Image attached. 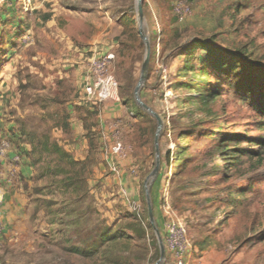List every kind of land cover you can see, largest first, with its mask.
Here are the masks:
<instances>
[{
	"label": "rangeland",
	"instance_id": "obj_1",
	"mask_svg": "<svg viewBox=\"0 0 264 264\" xmlns=\"http://www.w3.org/2000/svg\"><path fill=\"white\" fill-rule=\"evenodd\" d=\"M175 1L142 0L150 57L139 93L162 119L156 137L155 118L133 99L146 49L135 0H0V160L14 170L0 179V264H155L159 244L144 193L153 171L155 224L163 238L165 204L180 214L192 244L190 264H264V147L242 141L245 153L236 157L218 149L226 133L264 138L262 117L253 95L243 97L201 73L208 53L194 45L203 40L223 55L243 54L236 73L249 75L251 85L263 80L264 0H185L192 13L183 21L173 16ZM123 14L133 19V29L122 34ZM109 21L120 32L113 64L121 98L116 105L136 116L126 122L124 136L141 170L137 210L128 208L108 166L104 182L94 180L92 168L87 199L71 203L53 174L65 162L39 143L48 138L74 158L83 151L79 142L74 148L80 133L71 128L80 119L77 106L87 107L78 81L104 51L108 41L97 35L110 31ZM261 85L252 86L254 94L264 90ZM94 111L100 115L101 108ZM100 152L96 148L95 157ZM105 228L117 237L93 256L74 250L98 241ZM160 264H174L166 248Z\"/></svg>",
	"mask_w": 264,
	"mask_h": 264
},
{
	"label": "trees",
	"instance_id": "obj_2",
	"mask_svg": "<svg viewBox=\"0 0 264 264\" xmlns=\"http://www.w3.org/2000/svg\"><path fill=\"white\" fill-rule=\"evenodd\" d=\"M174 16V15H173ZM175 17V16H174ZM119 24L123 27L121 33L123 34L127 29H133L131 23L133 19L123 14L118 19ZM195 46L206 47L208 56L201 63L200 71L202 74H208L209 78H213L216 85L219 83L225 84L227 87H233L240 91L243 97H249L253 95L252 103L254 109L258 116L262 117V120H259L258 123L261 125V131H264V90H260L257 94H254V88L259 89L260 83L264 84L263 80H257L255 83L249 82L250 76L247 74H239L236 73L237 64L236 63H244L243 54L233 53V52H225V54H221L219 49L216 47H209L203 40H196ZM208 83V82H207ZM253 86V87H252ZM209 96L216 97L211 90L209 92ZM131 100V99H130ZM85 101V100H84ZM121 101V98H120ZM128 101L124 100L123 103L126 104ZM87 107L77 106V112L80 113V118L83 123V128L86 130V137L89 140V149L88 155L82 159H75L68 151L62 148L58 143L52 142L48 144V138L40 141V148L44 147V150L47 152L57 153L58 162H65V166L57 165L53 174L58 175V186L62 189L63 192H68L71 196V203L73 204H82L88 196V186H87V177L91 173L93 165L95 164V151H96V133L92 130V127L97 124L96 122V112L99 104L85 101ZM141 112V111H140ZM255 138H250L249 136L237 134V133H226L224 138L220 140L218 149L220 151H232L231 153H227L224 155H228L229 157H236V155L244 154L245 149L240 148V144L242 141H248L251 145L258 144L261 147H264V138H259L258 140H254ZM230 145H236L229 147ZM32 153L37 151V145L33 144ZM247 152V151H246ZM254 151H250V154H253ZM226 158V156H225ZM50 171V170H49ZM211 175V174H210ZM159 178H156L158 181ZM156 183V182H155ZM154 187V186H153ZM54 221H50L52 224ZM98 241L92 242L89 246H85L83 248H74L79 254L90 257L95 254L97 249L105 245L106 243L114 240L117 237V232L111 230L110 228L102 229L97 234Z\"/></svg>",
	"mask_w": 264,
	"mask_h": 264
},
{
	"label": "built area",
	"instance_id": "obj_3",
	"mask_svg": "<svg viewBox=\"0 0 264 264\" xmlns=\"http://www.w3.org/2000/svg\"><path fill=\"white\" fill-rule=\"evenodd\" d=\"M172 13L177 21H183L192 13L191 6L185 0H176L172 4ZM116 57L114 48L104 50L99 56L88 63L86 79L83 85L84 98L88 102L101 104L104 102L118 103L119 83L113 73V64ZM133 116L134 112H130ZM124 122L113 120L107 124L106 131L101 136L110 139V146L105 149L110 171L119 174V167L112 158H127L133 148V143L124 138L122 126ZM1 154V153H0ZM109 157L111 159H109ZM120 194L131 209L137 210L139 204L128 199L127 190L120 188ZM3 199V191L0 188V204ZM0 229H1V208H0ZM164 246L174 257V264H190L186 258L188 251L192 248L188 235L186 223L180 214L169 204L164 206Z\"/></svg>",
	"mask_w": 264,
	"mask_h": 264
},
{
	"label": "crops",
	"instance_id": "obj_4",
	"mask_svg": "<svg viewBox=\"0 0 264 264\" xmlns=\"http://www.w3.org/2000/svg\"><path fill=\"white\" fill-rule=\"evenodd\" d=\"M108 26H110V31H108V33L105 35V31L103 32H99L97 35V40L101 41L102 43L105 41H108L107 44H104L103 46L105 47L104 50L106 49H110V48H115L117 45V37L119 35V30L118 28L115 26L114 27V23L113 22H107ZM106 25V22L103 23V26ZM114 32H111V31ZM88 65L85 68V70H81L84 72V76H82L80 82L78 81V84H82V88L86 79V71H87ZM83 69V67H82ZM83 91V89H82ZM98 107L101 108L100 111V115H96V122L97 124L95 126L92 127V130L95 131L96 133V143L98 145H103L104 147H99L97 146V149H100L101 152L99 154H97V158L95 157L96 163L93 167V176H94V180L96 182H104V177L103 175H105V171H106V166H108V161L107 157L103 154V151L105 149H107L111 142L109 138H104L101 136V132L106 131L107 128V124L110 123L113 120H120L122 122H124L123 126H122V133L124 136V131L127 128V130H129V126H126L128 124V122L132 121L133 119H135L134 117L135 114L133 116L130 115L129 111L128 113H125L124 110L116 105V103H111V102H104L98 105ZM123 107V106H122ZM111 117V118H110ZM109 118V119H108ZM127 122V124H126ZM131 124V123H130ZM126 126V127H125ZM71 128L73 131H75V133H80V137L78 135H76L75 138V143L73 144L74 148H78V144L77 142H79L80 144H82L83 151L81 149V154H78V156H75V159L77 160H82L84 159L87 155H88V149H89V140L86 137L85 133L86 130L83 128V123L81 118L78 120V122L71 123ZM124 138L126 139V137L124 136ZM107 147V148H106ZM109 159H111L109 157ZM112 160H114L118 167H119V174L116 175V179H117V183L119 184V186H123L130 198H132V200H134L137 204L140 200V189L142 186V181H141V170L138 168L137 165H135L134 163V158L132 156H128L127 158H112ZM6 168V172L3 171ZM10 168H8L6 166V159H2L0 160V173H1V177H6V174H12L13 173V169L11 168V170H9ZM23 172V171H22ZM1 181V180H0ZM9 181L8 178H6V180H4V183L6 184ZM2 187V186H1ZM3 188V187H2ZM99 192H101L103 195V190H99ZM22 196V195H21ZM20 197V195H19ZM8 203H10V201H8ZM128 208H130V206L128 205Z\"/></svg>",
	"mask_w": 264,
	"mask_h": 264
},
{
	"label": "water",
	"instance_id": "obj_5",
	"mask_svg": "<svg viewBox=\"0 0 264 264\" xmlns=\"http://www.w3.org/2000/svg\"><path fill=\"white\" fill-rule=\"evenodd\" d=\"M135 8H136V13H137V30H138V35L140 37V39L144 42L145 44V55H144V59L141 65V72H140V77L138 82L136 83L134 90H133V99L135 104L141 108L143 111H145L146 113L150 114L151 116H153L157 122V128H156V134L155 136L157 137L158 133L161 130L162 127V119L159 116V114L157 112H155L149 105H147L140 97V88L141 85L144 82L145 79V73L148 67V63H149V57H150V50H149V41L147 39V37L143 34V30H142V25H143V21H144V14H143V8H142V0H135ZM152 177L149 179V183L148 179L145 180L144 183V193H145V199H146V203H147V215H148V219L150 224L153 227V230L155 231L156 235H157V240H158V244H159V258L158 260L155 262V264H160L161 261L163 260L164 256H165V246H164V242H163V238L159 233V230L155 224V220H154V212H153V205H152V201H151V186L152 183L155 179V171L152 172Z\"/></svg>",
	"mask_w": 264,
	"mask_h": 264
}]
</instances>
